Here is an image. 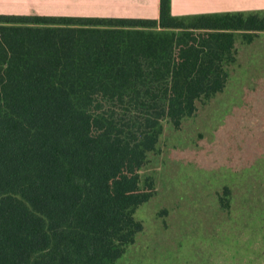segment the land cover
<instances>
[{"label": "trees", "instance_id": "obj_1", "mask_svg": "<svg viewBox=\"0 0 264 264\" xmlns=\"http://www.w3.org/2000/svg\"><path fill=\"white\" fill-rule=\"evenodd\" d=\"M171 3L159 20L0 14V264H118L144 230L166 127L226 91L237 34L264 32V11Z\"/></svg>", "mask_w": 264, "mask_h": 264}, {"label": "rangeland", "instance_id": "obj_2", "mask_svg": "<svg viewBox=\"0 0 264 264\" xmlns=\"http://www.w3.org/2000/svg\"><path fill=\"white\" fill-rule=\"evenodd\" d=\"M244 33L226 91L150 155L156 192L118 264H264V32Z\"/></svg>", "mask_w": 264, "mask_h": 264}, {"label": "crops", "instance_id": "obj_3", "mask_svg": "<svg viewBox=\"0 0 264 264\" xmlns=\"http://www.w3.org/2000/svg\"><path fill=\"white\" fill-rule=\"evenodd\" d=\"M174 16L264 11V0H172ZM0 14L160 18V0H0Z\"/></svg>", "mask_w": 264, "mask_h": 264}]
</instances>
